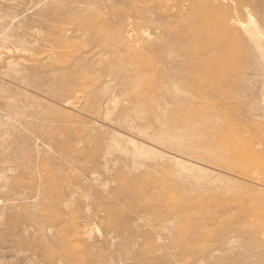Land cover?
<instances>
[{"label":"rangeland","instance_id":"374dc122","mask_svg":"<svg viewBox=\"0 0 264 264\" xmlns=\"http://www.w3.org/2000/svg\"><path fill=\"white\" fill-rule=\"evenodd\" d=\"M196 6L247 44L251 68L230 91L197 74L182 42L197 26ZM256 26L264 35V0H0V165L12 162L0 170V192L19 180L24 197L6 202L4 220L57 205L70 249L65 260L56 242L51 264H264V217H237L221 230L166 203L206 191L264 209ZM235 137L263 166L248 178L227 169L234 157L225 145ZM141 177L148 184L138 186ZM44 228L35 240L29 228L19 244L7 238L0 264L46 262L56 228Z\"/></svg>","mask_w":264,"mask_h":264},{"label":"bare ground","instance_id":"6f19581e","mask_svg":"<svg viewBox=\"0 0 264 264\" xmlns=\"http://www.w3.org/2000/svg\"><path fill=\"white\" fill-rule=\"evenodd\" d=\"M195 10L198 21L197 26L194 27L189 25L186 27L181 36L182 42L184 45L190 46V50L187 48V53L196 58V61H199L200 63L199 73L197 74L201 77L210 78L211 81L218 82L225 92L230 91L232 90V85L230 84L231 79L233 77L242 79L245 75L244 72L247 73V71L251 68V65L248 62L243 61L246 57L247 44L242 41L241 35L237 29L228 27L226 21L220 20L213 11L205 13L203 12L204 10L199 6H196ZM251 21L249 19V23ZM251 31H253L254 34L250 36V38L255 43L258 41V45L257 43L256 45L261 48V45L264 42V35L262 31L258 26L251 28ZM260 60L263 65L264 57L261 56ZM261 69H263L264 73V65L259 67V70ZM229 70L232 71L229 72ZM221 141L224 142L223 139ZM227 142L228 144L225 145V151L234 157L232 158V163H230L231 167H228L227 169H232V172L235 171L236 174L239 175L238 177L248 178L250 171L256 173L263 168V166L255 158L253 159V156H245V152L242 149L244 147V142L239 140L237 137L231 140L228 139ZM13 151L17 153L15 148H13ZM11 163L12 162L6 161L4 165H0V170H7L8 165ZM241 164H245V166L242 167ZM236 168H238V170ZM52 176L53 175L48 172L47 177L52 178ZM163 178L161 177V180H164ZM148 181L149 180H144L141 177V179L138 180L137 185L144 186L148 184ZM260 181V183L264 185V179ZM155 183L160 184L161 181H157ZM21 184V181L15 180V182L7 186L10 189L9 194L6 192H0V203H2L0 205V216H3V221H0V226L3 227L0 232V245L4 246V241L7 238H11L14 243L19 244V236L23 234L25 228H29V231H31L33 236L44 235V224H48L56 228L55 236H51L49 238L48 244L43 246V248H45L48 252V258L45 259L46 262L40 264H51L55 253V250L52 248L56 247V242L57 246L60 247V254L63 255L66 260V258H69L70 249L69 236L67 234L68 221L63 219L61 220V218L58 217L57 205H53L51 208H49L47 207L46 203H40L39 206L41 211L37 215L34 214L32 218H22L16 216L13 213L9 214L4 220V212L7 210V207H10L12 210V207L6 202L11 199L18 201L24 198L16 193V191L21 187ZM2 185L4 188H6L7 182L3 183ZM165 194L167 193L165 192ZM167 195L170 196V194ZM188 195H190L189 198L174 197V200H172L170 197L169 199H166V203L169 205L183 204V217L185 219H196L197 221V219L202 220L203 218H209L214 221L213 224H215L217 229L222 230L223 222L229 223L235 221L237 217H241L242 219L250 218L256 222H260L262 217H264V209L261 207V204L258 201H253L254 199L251 200V198H242L240 195H238L226 200L220 196H215L212 192L206 191H199L196 192V194ZM154 196L155 194L150 198H153ZM141 200L145 205L149 202V198L143 199L142 197ZM205 205L206 207L218 205L221 208V218L224 217L223 213L227 212L228 209L230 216L225 217L223 220H218V214L211 215L207 213V209L204 208ZM230 206L235 207V209L229 208ZM33 218H38L39 221L33 222ZM36 236H34V240L36 239ZM22 246L24 248L26 247L25 245Z\"/></svg>","mask_w":264,"mask_h":264}]
</instances>
